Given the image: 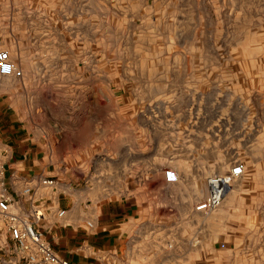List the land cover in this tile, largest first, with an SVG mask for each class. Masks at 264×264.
Wrapping results in <instances>:
<instances>
[{"label":"rangeland","instance_id":"374dc122","mask_svg":"<svg viewBox=\"0 0 264 264\" xmlns=\"http://www.w3.org/2000/svg\"><path fill=\"white\" fill-rule=\"evenodd\" d=\"M3 26L0 49L10 52L22 34L29 51L34 37L33 88L16 95L32 106L28 117L87 114L63 104L62 77L80 66L87 86H106L110 78L93 71L117 70L121 84L148 85L162 102L149 109L151 135L171 136L180 122L166 149L180 169L166 167L187 199L203 197L205 176L242 163L216 209L164 224L187 245L173 252L166 241V261L264 264V0H0Z\"/></svg>","mask_w":264,"mask_h":264},{"label":"crops","instance_id":"0c3cea01","mask_svg":"<svg viewBox=\"0 0 264 264\" xmlns=\"http://www.w3.org/2000/svg\"><path fill=\"white\" fill-rule=\"evenodd\" d=\"M33 38L30 32L27 51L21 34L9 52L23 76L0 78V147L16 176L10 188L17 208H41L38 229L69 264H184L165 260L166 241H173V252L187 245L179 244L181 235L162 229L184 220L194 202L181 184L162 179L166 165L180 169L166 157L167 138L179 135L180 122L173 120L171 136L165 128L151 135L149 109L162 103L151 100L154 88L123 85L117 70L93 71L111 84L95 81L89 87L80 66L62 77L60 89L67 109L74 104L87 114L69 113L59 122L28 117L25 110L32 106L16 95L33 88L34 74H26L29 61L38 59ZM38 177L54 183L39 184ZM24 186L31 190L30 200L19 193Z\"/></svg>","mask_w":264,"mask_h":264},{"label":"built area","instance_id":"2783aa9c","mask_svg":"<svg viewBox=\"0 0 264 264\" xmlns=\"http://www.w3.org/2000/svg\"><path fill=\"white\" fill-rule=\"evenodd\" d=\"M22 76V70L12 60L9 51L1 48L0 78L20 79ZM4 155L5 150L0 147V264H69L55 252L38 229V223L42 218L41 208L35 204H30L26 210L17 208L10 188L16 176L13 170L7 168ZM242 172V163L235 161L226 172L205 176V194L200 200L192 203L190 212L207 214L216 209L229 183ZM178 178L174 168L168 166L162 170V179L166 184L175 183ZM37 182L51 185L54 180L38 177ZM19 193L27 196L28 200L31 199V190L28 186L22 187ZM61 214L62 211L59 210L57 215ZM87 226L90 224L87 223Z\"/></svg>","mask_w":264,"mask_h":264},{"label":"bare ground","instance_id":"6f19581e","mask_svg":"<svg viewBox=\"0 0 264 264\" xmlns=\"http://www.w3.org/2000/svg\"><path fill=\"white\" fill-rule=\"evenodd\" d=\"M228 189H229V185H228V187L225 189V191H224V193L226 194L227 193V191H228ZM224 194V195H225ZM225 197V196H224Z\"/></svg>","mask_w":264,"mask_h":264}]
</instances>
